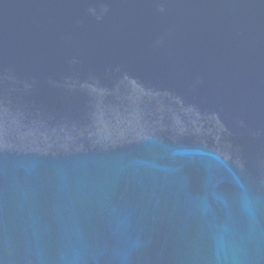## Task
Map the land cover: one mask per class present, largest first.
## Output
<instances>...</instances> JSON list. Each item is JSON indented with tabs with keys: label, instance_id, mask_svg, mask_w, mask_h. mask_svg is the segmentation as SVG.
Segmentation results:
<instances>
[{
	"label": "water",
	"instance_id": "95a60500",
	"mask_svg": "<svg viewBox=\"0 0 264 264\" xmlns=\"http://www.w3.org/2000/svg\"><path fill=\"white\" fill-rule=\"evenodd\" d=\"M0 264H264V0H0Z\"/></svg>",
	"mask_w": 264,
	"mask_h": 264
}]
</instances>
